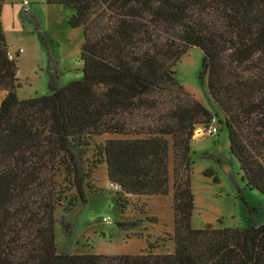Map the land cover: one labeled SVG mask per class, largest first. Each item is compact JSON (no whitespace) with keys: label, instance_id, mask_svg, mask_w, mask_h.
<instances>
[{"label":"trees","instance_id":"obj_1","mask_svg":"<svg viewBox=\"0 0 264 264\" xmlns=\"http://www.w3.org/2000/svg\"><path fill=\"white\" fill-rule=\"evenodd\" d=\"M7 1L0 0V95L6 93L0 102V264H264V224L192 227L191 143L196 127H209L213 115L174 71L191 48L203 51L200 80L207 79V93L225 116L230 150L247 187L264 195V0H45L74 12L72 28L84 27L83 76L22 101L2 22ZM20 16L46 42L50 68L57 67L37 14L24 8ZM167 91L176 98L158 124L144 133L131 131L124 115L158 110ZM104 134L147 135L110 139L101 149L119 196H167L172 151V254L69 253L77 227L65 216L57 220L55 211L68 190L75 194L67 211L78 201L88 204L96 168L86 166L89 138ZM57 176H64L65 188L58 189ZM205 176L217 182L212 171ZM145 221H121L118 227L132 231ZM57 223L69 240L62 254ZM23 228L31 232V244L17 260L9 241Z\"/></svg>","mask_w":264,"mask_h":264},{"label":"rangeland","instance_id":"obj_2","mask_svg":"<svg viewBox=\"0 0 264 264\" xmlns=\"http://www.w3.org/2000/svg\"><path fill=\"white\" fill-rule=\"evenodd\" d=\"M12 1V2H11ZM29 6L25 7L24 2ZM15 6L37 14L45 38L51 42L58 59V66L50 68L49 50L46 42L30 21L11 20L4 15V33L10 58L18 67L17 95L22 100L50 95L57 84L66 85L83 76V63L80 60L84 43V27L72 28L70 20L74 15L71 9L59 5H48L45 0H10ZM9 3V0L6 2ZM5 3V4H6ZM7 14V13H6ZM204 53L197 47L188 53L174 67L175 79L194 99L208 108L213 115L210 126L217 127L219 133L211 136L206 126L196 127L191 143L192 192L194 209L192 227L204 229L207 226L227 229H246L264 224V195L247 187L238 160L232 155L225 116L215 106L207 93V79L202 83L200 71ZM248 74V72H246ZM6 93L0 95V102ZM176 93L167 91L162 97L158 110H140L124 119L131 131L144 133V130L158 124L161 116L174 102ZM215 107V108H214ZM207 129V127H206ZM204 133V136L202 135ZM202 135V137H201ZM142 135L92 136L89 138L90 152L87 168L94 165L90 183L95 188L88 192V204L78 201L72 211H67L68 200L75 190L66 191V199L55 211L59 220L65 216L77 227V234L69 248L70 254H95L101 256L122 255H166L174 252V210H173V154L170 152V187L167 196H119V190L112 188L108 180L102 147L110 139L144 138ZM212 171L213 178L205 176ZM64 176H57L58 189L65 188ZM241 189L239 193L238 187ZM121 199L127 206L123 207ZM110 218L112 224L103 220ZM134 219L146 220L141 228L121 231L118 223ZM148 219V220H147ZM156 219L157 223L149 222ZM32 234L22 229L9 241L8 251L14 259H22L30 248ZM56 244L58 254L66 251L69 240L64 236L59 223L56 224Z\"/></svg>","mask_w":264,"mask_h":264},{"label":"crops","instance_id":"obj_3","mask_svg":"<svg viewBox=\"0 0 264 264\" xmlns=\"http://www.w3.org/2000/svg\"><path fill=\"white\" fill-rule=\"evenodd\" d=\"M12 2V1H11ZM9 0V3H6L3 7V14L6 16V15H9V17H11V20L15 19L17 20V22H20V14H21V11L24 9V8H20V7H16L15 4H12ZM7 13V14H6ZM2 22H3V26H4V16H2ZM197 132V130H196ZM196 132H195V135H196ZM202 135L204 136V133H202ZM201 135V137H202Z\"/></svg>","mask_w":264,"mask_h":264},{"label":"built area","instance_id":"obj_4","mask_svg":"<svg viewBox=\"0 0 264 264\" xmlns=\"http://www.w3.org/2000/svg\"><path fill=\"white\" fill-rule=\"evenodd\" d=\"M24 6H25V7L29 6L28 1H25V2H24ZM203 130H204V132H207V131H208V133H209L211 136H215V135H217V134L219 133L217 127H215V126H209V127H207V129H206V127H205V128H203ZM111 186H112V188H114V189H116V190L119 189V188H118L117 186H115V185H112V184H111ZM103 221H104L105 223H107V224H112V221H111L110 218H105Z\"/></svg>","mask_w":264,"mask_h":264}]
</instances>
